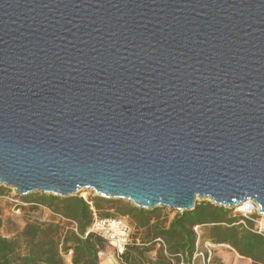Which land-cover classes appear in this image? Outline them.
<instances>
[{
    "label": "water",
    "instance_id": "obj_1",
    "mask_svg": "<svg viewBox=\"0 0 264 264\" xmlns=\"http://www.w3.org/2000/svg\"><path fill=\"white\" fill-rule=\"evenodd\" d=\"M0 186L264 216V0H0Z\"/></svg>",
    "mask_w": 264,
    "mask_h": 264
},
{
    "label": "trees",
    "instance_id": "obj_2",
    "mask_svg": "<svg viewBox=\"0 0 264 264\" xmlns=\"http://www.w3.org/2000/svg\"><path fill=\"white\" fill-rule=\"evenodd\" d=\"M7 194L13 192L0 186V197ZM19 198L24 203L42 206L16 205L21 213L34 216L46 208L52 220L27 218L14 236L0 234V264H68L69 254L71 264H101L100 253L109 244L99 235L87 234L95 217L128 218L130 226L136 229L131 244L118 259L119 264H179L177 253L191 257L194 252L197 240L194 227L198 225L202 226V241L227 246L253 264H264V236L237 225L238 218L232 216V209L210 201L197 202L193 212L172 211L176 213L169 220L164 217L166 209H140L127 201L98 196L87 199L81 195L60 198L33 194ZM2 227L4 222L0 218ZM159 239L165 242L168 255L159 246Z\"/></svg>",
    "mask_w": 264,
    "mask_h": 264
},
{
    "label": "built area",
    "instance_id": "obj_3",
    "mask_svg": "<svg viewBox=\"0 0 264 264\" xmlns=\"http://www.w3.org/2000/svg\"><path fill=\"white\" fill-rule=\"evenodd\" d=\"M5 198L14 203L15 206H40L34 203H24L19 197H16L14 191L11 196H6ZM43 209L48 210L50 212L49 209ZM258 211L259 206L254 201L249 200L241 204L239 207L235 208L233 210V216L238 218V221L236 222L237 225H241L253 233L264 236V216H261ZM194 232L196 233L197 240L192 256L188 257L187 254L177 253L176 259H178V263L213 264L212 249L217 248V245L210 241H202V226H195ZM89 233H94L105 239V241L109 244V247L114 250L117 259H119L120 255L124 253L126 247L129 246L132 242V228L126 218L100 219L98 217H95L87 234ZM158 242L159 246H161L167 254L165 242L161 239H159ZM102 255L103 252L100 253V257Z\"/></svg>",
    "mask_w": 264,
    "mask_h": 264
},
{
    "label": "rangeland",
    "instance_id": "obj_4",
    "mask_svg": "<svg viewBox=\"0 0 264 264\" xmlns=\"http://www.w3.org/2000/svg\"><path fill=\"white\" fill-rule=\"evenodd\" d=\"M10 190L13 192L12 189ZM80 195L87 199L95 196L92 191H83ZM7 196H11V194H7ZM175 213L176 212L172 213V211L166 209L164 212V217L171 220L175 216ZM231 214L233 216V210ZM0 216L4 222V227L0 229V234L8 237L14 236L15 232L19 230V227H23L25 225L24 223L27 218L31 220L40 219L47 222L52 220L51 212L45 209L36 212L34 216L23 214L17 210L14 203L5 197L0 199ZM126 219L129 223L128 218ZM8 222L9 224H7ZM131 228L133 235L136 232V229L133 226H131ZM212 257L213 264H253L252 260L240 257L236 252L227 246H217V248L212 249ZM100 260L101 264H119V260L117 259L115 252L111 247H108V249L103 252ZM66 261L68 264H71V254L66 257Z\"/></svg>",
    "mask_w": 264,
    "mask_h": 264
}]
</instances>
